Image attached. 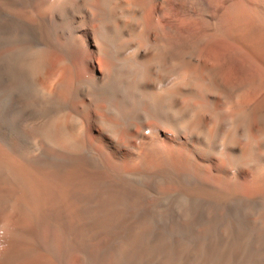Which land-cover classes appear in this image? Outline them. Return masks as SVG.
<instances>
[{"label": "bare ground", "instance_id": "6f19581e", "mask_svg": "<svg viewBox=\"0 0 264 264\" xmlns=\"http://www.w3.org/2000/svg\"><path fill=\"white\" fill-rule=\"evenodd\" d=\"M0 264H264V0H0Z\"/></svg>", "mask_w": 264, "mask_h": 264}]
</instances>
